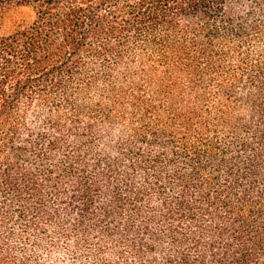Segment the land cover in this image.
I'll list each match as a JSON object with an SVG mask.
<instances>
[{
    "label": "trees",
    "instance_id": "1",
    "mask_svg": "<svg viewBox=\"0 0 264 264\" xmlns=\"http://www.w3.org/2000/svg\"><path fill=\"white\" fill-rule=\"evenodd\" d=\"M0 264H264V0H0Z\"/></svg>",
    "mask_w": 264,
    "mask_h": 264
}]
</instances>
